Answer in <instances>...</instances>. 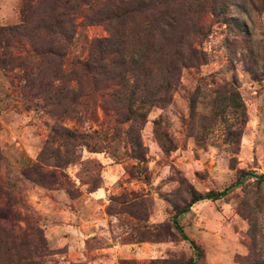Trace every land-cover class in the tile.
Listing matches in <instances>:
<instances>
[{
  "label": "rangeland",
  "instance_id": "obj_1",
  "mask_svg": "<svg viewBox=\"0 0 264 264\" xmlns=\"http://www.w3.org/2000/svg\"><path fill=\"white\" fill-rule=\"evenodd\" d=\"M184 2L185 19L197 24L187 33L194 52L169 104L148 109L137 125L144 160L136 159L130 123L118 122L113 102L97 98L74 115L71 93L64 106L48 104L73 82H60L58 67L34 57L25 40L20 50L5 49L0 34V180L20 224L29 218L41 230L45 264H185L195 252L182 234L202 249L198 264L264 259V183L257 181L264 175V0ZM21 22L22 0H0V28ZM82 22L75 20L63 69L108 37L105 26ZM227 88L241 97L239 130L240 111L222 103ZM73 132L87 144L73 146ZM162 134L171 152L162 149ZM41 156L55 174L46 184ZM226 189L181 213L194 193Z\"/></svg>",
  "mask_w": 264,
  "mask_h": 264
},
{
  "label": "trees",
  "instance_id": "obj_2",
  "mask_svg": "<svg viewBox=\"0 0 264 264\" xmlns=\"http://www.w3.org/2000/svg\"><path fill=\"white\" fill-rule=\"evenodd\" d=\"M44 3L48 7L42 12ZM184 8V0H22L21 25L0 28V34L7 38L5 49L20 50L25 40L34 57L53 68L58 67L54 74L60 82H73L72 90L65 92L57 88L49 95L48 104L64 106L66 96L71 93L74 115L80 107L94 104L97 98L104 99L103 106L113 102L118 122L123 119L121 122L130 123L127 137L136 159L144 160L137 125L145 119L148 109L169 104L182 69L190 62L187 53L194 52L187 33L197 24L185 19ZM79 17L83 18V27L87 24L105 26L108 37L93 40L87 60L72 59L63 69L67 51L75 42V20ZM9 64L14 65V61ZM222 103L226 109L240 111L234 124L239 130L245 120L239 93L233 88L225 89ZM53 133L61 135L56 127ZM233 136H237L236 132ZM69 138L73 146L87 144L83 134L73 132ZM159 142L163 150L172 151L166 134L159 135ZM40 162L39 181L46 184L55 174L46 170L51 166L47 159L41 156ZM257 181L264 183V175H257ZM228 192L226 189L205 195L194 193L181 213L190 211L200 201L217 200ZM22 220L21 213L12 210L7 184L0 180V264H45L47 245L41 230L29 218L22 226ZM182 236L190 241L195 252L185 264H198L204 258L202 249L186 235ZM256 239L252 246L256 245ZM251 264H264V259L253 258Z\"/></svg>",
  "mask_w": 264,
  "mask_h": 264
}]
</instances>
